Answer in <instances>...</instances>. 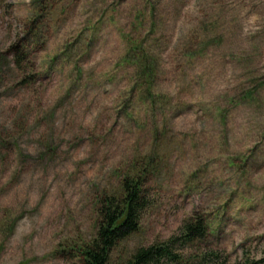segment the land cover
<instances>
[{
  "label": "rangeland",
  "instance_id": "1",
  "mask_svg": "<svg viewBox=\"0 0 264 264\" xmlns=\"http://www.w3.org/2000/svg\"><path fill=\"white\" fill-rule=\"evenodd\" d=\"M140 165L108 264L192 216L207 234L162 264L264 257V0H0V264H80L96 196Z\"/></svg>",
  "mask_w": 264,
  "mask_h": 264
},
{
  "label": "trees",
  "instance_id": "2",
  "mask_svg": "<svg viewBox=\"0 0 264 264\" xmlns=\"http://www.w3.org/2000/svg\"><path fill=\"white\" fill-rule=\"evenodd\" d=\"M24 60L15 50L13 62L17 69L23 68ZM151 101L149 107L153 106ZM149 169L144 165L131 168L120 177L113 191H103L96 196L93 234L74 246L80 264H108L111 250L138 230L141 213L149 204L144 188ZM207 227L200 216H192L182 221L177 236L159 244L137 247L126 258L114 264H162L167 260L175 261L178 256L172 251L173 244L186 245L201 240L207 234ZM261 263H264V257L240 264Z\"/></svg>",
  "mask_w": 264,
  "mask_h": 264
}]
</instances>
